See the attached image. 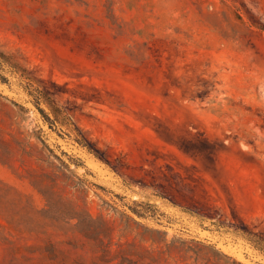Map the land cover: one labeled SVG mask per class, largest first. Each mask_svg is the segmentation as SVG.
Returning <instances> with one entry per match:
<instances>
[{
    "label": "rangeland",
    "instance_id": "1",
    "mask_svg": "<svg viewBox=\"0 0 264 264\" xmlns=\"http://www.w3.org/2000/svg\"><path fill=\"white\" fill-rule=\"evenodd\" d=\"M0 49V264H264V0H0Z\"/></svg>",
    "mask_w": 264,
    "mask_h": 264
},
{
    "label": "trees",
    "instance_id": "2",
    "mask_svg": "<svg viewBox=\"0 0 264 264\" xmlns=\"http://www.w3.org/2000/svg\"><path fill=\"white\" fill-rule=\"evenodd\" d=\"M4 69H7L10 73L16 74L18 77H20L22 80L27 79L28 81L31 80L29 75L26 73L24 69L19 65V63L12 57L11 54L6 53L5 51L0 49V71H3ZM0 81L6 82L7 78L0 74ZM47 98V97H45ZM45 102L50 109L51 113L55 114L59 112V109L52 105V103L49 101V99H45ZM41 116L43 118L49 120L48 115L41 107H36ZM252 235H247V240L251 242V244L258 250L264 251V245L262 241L259 239H255L254 237H251Z\"/></svg>",
    "mask_w": 264,
    "mask_h": 264
}]
</instances>
